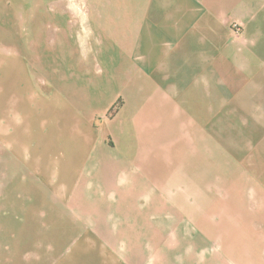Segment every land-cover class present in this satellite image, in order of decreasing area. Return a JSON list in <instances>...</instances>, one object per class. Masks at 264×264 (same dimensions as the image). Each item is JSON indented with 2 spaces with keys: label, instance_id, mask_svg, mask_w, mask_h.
<instances>
[{
  "label": "crops",
  "instance_id": "crops-1",
  "mask_svg": "<svg viewBox=\"0 0 264 264\" xmlns=\"http://www.w3.org/2000/svg\"><path fill=\"white\" fill-rule=\"evenodd\" d=\"M97 8L111 79L37 104L5 56L0 264H264V0Z\"/></svg>",
  "mask_w": 264,
  "mask_h": 264
},
{
  "label": "rangeland",
  "instance_id": "rangeland-1",
  "mask_svg": "<svg viewBox=\"0 0 264 264\" xmlns=\"http://www.w3.org/2000/svg\"><path fill=\"white\" fill-rule=\"evenodd\" d=\"M99 2L100 0H0V78L2 79L5 56L12 49L25 59L24 75L35 87L33 102L37 104L45 103L44 100L49 102L47 98L58 91L55 84L73 80L82 60L90 54L95 56L92 60L95 66L91 69L94 81L111 79L112 74L101 55L105 47L100 40L105 31L100 24L102 14L97 8ZM79 75L84 77L83 74ZM84 83L79 82L78 85L82 86ZM105 89V85L95 84L89 89L90 99H96ZM77 90L85 97L87 89L80 87ZM62 95L66 98V94ZM95 107L99 106L96 104ZM55 127L58 129L56 124L49 125L48 131L59 139L60 135ZM4 219L1 200L0 223ZM16 222L20 223L19 218ZM40 239L42 240L41 236ZM30 260L33 261L34 257Z\"/></svg>",
  "mask_w": 264,
  "mask_h": 264
}]
</instances>
